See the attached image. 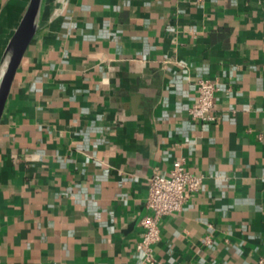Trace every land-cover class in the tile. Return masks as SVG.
Wrapping results in <instances>:
<instances>
[{"label": "crops", "instance_id": "crops-1", "mask_svg": "<svg viewBox=\"0 0 264 264\" xmlns=\"http://www.w3.org/2000/svg\"><path fill=\"white\" fill-rule=\"evenodd\" d=\"M28 1L0 0V57ZM201 78L212 121L189 114ZM178 157L204 181L156 258L264 264V0H45L0 122V264H146L145 174Z\"/></svg>", "mask_w": 264, "mask_h": 264}, {"label": "built area", "instance_id": "built-area-1", "mask_svg": "<svg viewBox=\"0 0 264 264\" xmlns=\"http://www.w3.org/2000/svg\"><path fill=\"white\" fill-rule=\"evenodd\" d=\"M217 90L215 80L199 79L197 99L189 109L193 120L203 122L215 120L214 98ZM203 181L204 175L192 172L184 157L174 160L169 174L154 170L149 175L146 202L149 212L140 221L142 232L136 242V248L144 253L146 264H171L158 260L154 252L155 244L161 239L162 220L165 216L181 210L187 198L200 190Z\"/></svg>", "mask_w": 264, "mask_h": 264}, {"label": "water", "instance_id": "water-1", "mask_svg": "<svg viewBox=\"0 0 264 264\" xmlns=\"http://www.w3.org/2000/svg\"><path fill=\"white\" fill-rule=\"evenodd\" d=\"M44 2L45 0L28 1L23 15L0 57V122L5 111L16 73L35 33L38 30ZM142 66L146 67L147 64L142 63ZM125 76L132 78L136 87L134 89L126 87L121 88L129 97V100L127 102L120 100V106L123 111L130 109L132 115L135 117L134 121L137 122V124L144 125L146 120L141 118V116H143V110L140 106V93L137 87L141 82L142 72L127 71ZM125 121V118L119 117L118 120L114 122L113 127L117 128L125 123ZM151 171L152 168L145 174L147 184ZM145 214L146 212L141 214L140 217L142 218Z\"/></svg>", "mask_w": 264, "mask_h": 264}]
</instances>
